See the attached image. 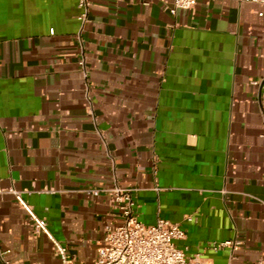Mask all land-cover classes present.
I'll use <instances>...</instances> for the list:
<instances>
[{
  "label": "crops",
  "instance_id": "obj_1",
  "mask_svg": "<svg viewBox=\"0 0 264 264\" xmlns=\"http://www.w3.org/2000/svg\"><path fill=\"white\" fill-rule=\"evenodd\" d=\"M172 1L90 0L84 78L76 0H0V264L59 263L14 191L91 263L117 209L79 189L113 185L142 222L178 223L189 256L264 259L260 5Z\"/></svg>",
  "mask_w": 264,
  "mask_h": 264
},
{
  "label": "built area",
  "instance_id": "obj_2",
  "mask_svg": "<svg viewBox=\"0 0 264 264\" xmlns=\"http://www.w3.org/2000/svg\"><path fill=\"white\" fill-rule=\"evenodd\" d=\"M245 1L259 3L260 9L257 15L262 18L264 29V0ZM195 4L196 0H173L170 4L163 5V9L175 14L177 10H188ZM76 5L79 9L77 18L80 21L77 33L80 44L77 63L82 76L86 78V59L81 31L84 23L88 21L90 0H76ZM53 32L54 30L50 29V34ZM79 191L93 196L100 194L109 196L117 209L115 214L117 222L105 224L102 244L98 247L97 256L91 263L76 262L75 257L68 253L66 244L48 230L46 220L33 212L20 192L14 191L20 206L28 212L32 220L33 232H42L51 241L55 255L59 259L58 264H207L198 255L189 256L186 247H179L176 244V240L184 239L186 236L185 230L178 223L157 218L154 223L146 224L139 219L138 205L134 197L136 188L113 185L100 188L86 187ZM226 244L229 242L213 243V247ZM232 246L234 247V243ZM255 264H264V259H258Z\"/></svg>",
  "mask_w": 264,
  "mask_h": 264
}]
</instances>
